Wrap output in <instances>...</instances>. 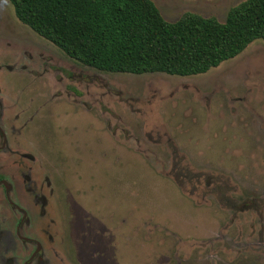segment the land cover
Returning <instances> with one entry per match:
<instances>
[{
    "label": "rangeland",
    "instance_id": "1",
    "mask_svg": "<svg viewBox=\"0 0 264 264\" xmlns=\"http://www.w3.org/2000/svg\"><path fill=\"white\" fill-rule=\"evenodd\" d=\"M152 1L223 21L242 0ZM0 178V264H264V40L200 74L105 72L0 0Z\"/></svg>",
    "mask_w": 264,
    "mask_h": 264
},
{
    "label": "trees",
    "instance_id": "2",
    "mask_svg": "<svg viewBox=\"0 0 264 264\" xmlns=\"http://www.w3.org/2000/svg\"><path fill=\"white\" fill-rule=\"evenodd\" d=\"M14 16L74 60L105 72L204 73L264 40V0H242L225 19L163 18L152 0H8Z\"/></svg>",
    "mask_w": 264,
    "mask_h": 264
},
{
    "label": "flooded vegetation",
    "instance_id": "3",
    "mask_svg": "<svg viewBox=\"0 0 264 264\" xmlns=\"http://www.w3.org/2000/svg\"><path fill=\"white\" fill-rule=\"evenodd\" d=\"M0 184H3L5 186V189L8 190V188H9L8 184H6L5 181L1 180V178H0ZM19 210H20V213H19L20 216H19V219H18V223H20L23 220L24 215H25V211L22 209V207H20ZM16 226H17V228L20 229V226H18V225H16ZM17 239H19L22 242H26V241L31 240L28 236H24V237L18 236ZM33 245H34V249L30 253V255L27 257L28 261L32 260V258H33L32 256L34 255V252H37V250L39 249V244L37 242L33 243Z\"/></svg>",
    "mask_w": 264,
    "mask_h": 264
}]
</instances>
